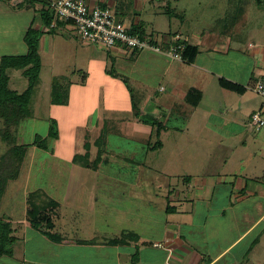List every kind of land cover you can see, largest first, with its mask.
I'll return each mask as SVG.
<instances>
[{
	"label": "crops",
	"instance_id": "1",
	"mask_svg": "<svg viewBox=\"0 0 264 264\" xmlns=\"http://www.w3.org/2000/svg\"><path fill=\"white\" fill-rule=\"evenodd\" d=\"M157 1L88 3L110 8L130 30L142 25L144 35L164 46L181 37L183 59L153 49L80 40L69 65H75L73 72L82 71V77L57 72L53 56L49 112L37 115L40 74L31 102L33 114L17 127L33 117L47 123L49 135L57 121L59 135L52 145L34 146L54 156L62 140L75 146L65 154L66 164L51 167L49 172L56 178L26 192L24 213L17 217L11 207L17 202V183L29 147L21 173L10 182L1 204V214L13 223L18 238L13 254L0 256L7 258L1 264H264V131L250 133L260 130L252 125L251 116L257 110L264 114V103L253 106L247 99L251 91L257 92L255 83L264 75V13L259 7L264 2L256 0L252 9L247 0H187L180 8L172 0ZM14 2L13 14L26 11L30 18L20 50L12 40L0 45V64L5 56L29 52L26 34L38 14L43 21L36 28L41 32L69 23L61 20L50 28L43 17L49 14L54 19L49 0ZM164 14L168 23L161 19ZM56 76L71 81L67 103L52 101ZM9 86L24 91L12 82ZM232 110L239 114L232 116ZM143 119L158 121L160 135L157 124ZM123 124L140 145L131 154L117 155L125 159L122 166L130 172L126 182L102 166L112 162L114 153L107 146L96 150L95 145L108 142L111 132L121 133L118 127ZM234 124L244 129L230 130ZM154 135L162 143L156 148ZM85 142L92 143L91 150L84 148ZM78 154L87 156L91 165L77 161ZM165 156L172 160L168 165L153 162ZM152 173L160 180H152ZM40 189L58 202L53 218L61 241L48 238L28 222V196ZM124 233L128 234L124 241L110 242Z\"/></svg>",
	"mask_w": 264,
	"mask_h": 264
},
{
	"label": "rangeland",
	"instance_id": "2",
	"mask_svg": "<svg viewBox=\"0 0 264 264\" xmlns=\"http://www.w3.org/2000/svg\"><path fill=\"white\" fill-rule=\"evenodd\" d=\"M163 1L165 0H159L157 2H163ZM183 1H187V0H172L171 3L173 4V6H178V8H180L182 7ZM247 1H248V4L252 6V9H254L253 6L256 7V0H247ZM262 1L264 2V0ZM14 4H15L14 0H0V45L4 43L6 40L7 42H9V40H12L14 42V43L11 42L13 43V47L16 48L17 50L18 49L20 50L19 47L21 46V38L23 37V33L25 31V28L27 26L30 16H28L26 11L20 12L21 14H15V13L13 14L14 12L13 9H15ZM257 5H258V2H257ZM259 7L262 9L264 13V5L263 6L259 5ZM15 16H17V18L14 21L13 18ZM35 18H36V23H33V26L32 25L30 26H32V28L37 31L36 33L38 34V37H39V48H40V52L42 55V62H43L42 73H40L43 79L42 83L40 84L41 86L40 100H39V104L34 105L36 106V114L38 115L42 113L47 114L49 112V105L47 104L48 103L47 97L49 95L48 92L50 90L51 73H52V68H51L52 66L49 64H53L55 60V66H56L55 68L57 72L68 73L69 75H71L73 79L81 78L83 72L78 71V70L73 72V69L71 68H75V65H69L71 64L70 62L74 59L73 47L75 44H79V41H80L75 24L73 22H69L65 25L66 27L62 25L59 27L57 26V28H55V30L53 31L41 32L40 30L36 28V26L37 24L41 22L42 16L38 14L37 16H35ZM161 19L164 20L166 23L169 22L168 15H165V14L162 15ZM172 27L174 28V25ZM7 28L8 30H6ZM58 32H62L63 36L56 35ZM253 32L255 31L253 30L249 31L248 35L249 36L253 35ZM41 36L42 38H40ZM1 48L2 47H0V49ZM53 56L55 58L54 60H53ZM20 71L21 70L17 67H12V66L7 67V72L12 75L11 77L8 78V80L10 84L12 82L13 86H16L19 89H22L24 87L23 90H25L29 86L27 84L29 79L27 80L26 77H23ZM247 99H248V103L251 102L253 106L254 104H259L260 102L264 103V96L260 93L253 92V91H251L250 94L247 95ZM249 105L250 104H248V106ZM238 114L239 112L237 110H232V116L238 115ZM56 124L58 128L57 121H56ZM3 125H4V122L0 118V129L3 128L2 127ZM17 128L18 130L16 129L15 135H14L17 143L29 145L33 142V140H35L36 136L39 134L41 135L40 140L42 142L47 143L50 146L52 145V141H54V138H55V137L53 138L49 137V135L47 134V129H48L47 123H45L44 121H41V119H35L33 117H30L26 119L24 122H22L21 125ZM118 128L121 131V133L111 132L108 135V142L95 143V145L97 147L96 150H102L103 147L107 146L108 149L114 153L112 154L113 155L112 162L110 161L107 164L103 163L102 166L108 170L113 171V173L114 171H116L117 173L114 176L119 178L121 182H126L127 178L130 177V172L128 171V169H125L122 166L123 161H125V159L117 158V155L118 154L127 155V153L131 154V152H133V149L134 148L135 150L139 149L138 146L140 145L138 141H133V139L129 137L131 134L130 133L131 131L128 125L123 124ZM229 128L230 130L233 129L234 131L244 129V127L239 124H234L233 126ZM63 130H64V126L61 127V132H63ZM249 131H252V130H249ZM259 131L263 132L264 126L261 127L260 130H258V132L252 131L250 133L259 134L261 133ZM158 140H159V137L154 135L153 142H156ZM60 143L61 144L59 143L56 144L57 146L59 145L61 149L58 148L59 153L57 151L55 156L50 153H45L42 149L37 150L38 148L34 146V144L30 145V149H29L30 151L28 153V156L26 158V163L24 165L23 177L17 183L20 186V188L17 191V202L13 203L14 206L11 207L12 209H14L17 217L24 213L26 192L32 188H35L37 186H40L41 184H44V182H48V180L51 178H56V175L49 172L53 164H60V162L62 161L65 164L67 163V161L63 160V158L66 153L71 151V148L75 146V143L74 144L67 143L66 140H62ZM167 144L170 146L172 145V142L171 143L167 142ZM12 145H13L12 138L1 139V136H0V166L2 165L3 169H5L6 167L10 168L15 165V163L13 164V159H11V157L9 156L12 153ZM91 145H92L91 142H85L84 148L87 150H91ZM34 147H35V150H32ZM262 148L264 151V146H262ZM251 150H253V148H251ZM34 151H39V152L35 153ZM148 158L150 159V156ZM116 159L120 160V162L117 163ZM153 162L163 167V162L164 163L167 162V165H168L169 162H172V160L170 157L165 156L163 158L157 157V159L155 158ZM233 166L238 167V163L237 164L234 163ZM83 171H86V170H83ZM113 173L109 174V176L112 175ZM87 175H88V172L86 173V176ZM155 175H156L155 173H152V180H155V181L160 180V176H157L156 179L155 178L153 179ZM15 201L16 200H12L11 202H15ZM4 259H7V258H2V259L0 258V264L5 262Z\"/></svg>",
	"mask_w": 264,
	"mask_h": 264
},
{
	"label": "trees",
	"instance_id": "3",
	"mask_svg": "<svg viewBox=\"0 0 264 264\" xmlns=\"http://www.w3.org/2000/svg\"><path fill=\"white\" fill-rule=\"evenodd\" d=\"M45 22L50 25L52 22V16L49 14L43 16ZM70 22V21H69ZM54 29V28H52ZM37 31L33 28L29 29L26 34V39L29 45V52L25 55L5 56L1 60L0 64V118L3 120V128L0 129L1 139L12 138V153L9 155L13 159L14 166L3 169L0 166V256L12 255L14 252V244L17 241L15 235V228L11 221L5 219L1 214V204L3 197L6 194L7 188L12 180L19 177L25 158L27 156L28 149L31 144L39 147L48 148L47 143L40 140L41 135H37L34 142L29 145L17 143L15 140V131L18 124L24 118L33 114L31 106L32 98L35 95L36 88L40 82V73L42 69V61L39 53V37ZM132 33L145 34L142 25L134 27L131 30ZM17 67L24 69V73L29 79V86L22 92L12 89L9 86V74L7 67ZM71 81L66 76H56L52 81V101L58 104H64L69 101V89ZM228 87L240 89L238 85L233 83H224ZM133 99L134 108L137 110L138 106ZM157 124V134L160 135L162 125L158 121H151L143 119ZM59 132L56 121H53L50 129V137H58ZM161 141H156L154 148L161 145ZM100 158V156L98 157ZM93 161L92 165H97L99 159ZM75 159L82 162L84 165L90 166L87 156L76 155ZM12 164V165H13ZM28 210L27 219L30 225L54 241H61L63 239L62 234L54 229L55 209L58 206V202L55 199L49 197L44 190H35L28 196ZM120 237L111 238V243H120L126 239L128 234Z\"/></svg>",
	"mask_w": 264,
	"mask_h": 264
},
{
	"label": "built area",
	"instance_id": "4",
	"mask_svg": "<svg viewBox=\"0 0 264 264\" xmlns=\"http://www.w3.org/2000/svg\"><path fill=\"white\" fill-rule=\"evenodd\" d=\"M49 5L54 12L50 28H55L61 20L73 22L80 40L85 43H102L107 47L124 45L134 50L153 49L183 59L185 42L181 37L177 36L169 46H164L148 35L132 33L108 7L90 5L88 0H49ZM254 89L264 96V75L257 79ZM251 123L256 129L264 126L261 110L252 114Z\"/></svg>",
	"mask_w": 264,
	"mask_h": 264
}]
</instances>
